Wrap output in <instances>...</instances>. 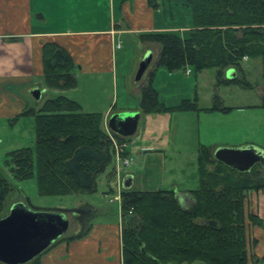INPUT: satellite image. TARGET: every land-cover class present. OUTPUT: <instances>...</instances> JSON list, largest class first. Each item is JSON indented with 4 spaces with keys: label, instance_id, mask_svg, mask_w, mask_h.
I'll list each match as a JSON object with an SVG mask.
<instances>
[{
    "label": "crops",
    "instance_id": "0c3cea01",
    "mask_svg": "<svg viewBox=\"0 0 264 264\" xmlns=\"http://www.w3.org/2000/svg\"><path fill=\"white\" fill-rule=\"evenodd\" d=\"M168 2L153 9L147 0H0V121L17 123L21 119H34L33 116L16 117L28 108L38 110L46 99L58 95L76 100L84 112L102 113L107 131H111L108 121L113 113L138 111L137 130L127 140L126 150L131 158L128 172L125 167L120 169L117 182L122 187L123 179L132 175L133 189L174 187L166 189H176L183 204L188 206L189 191L196 189L189 187L200 184L201 145L211 147L213 153L220 147L249 145L264 150V84L260 83V92L253 91L252 99L248 100L245 88L216 86L214 69L194 74L191 68H187L191 69L189 73L187 69L170 72L158 68L153 85L160 100L174 107L185 99H197L200 110L144 113L141 88L158 59L159 46L143 43L140 35L149 31L191 29V24L179 27L162 23V12L173 7L174 0L170 6ZM126 36L138 37L141 41L133 40L137 55L129 70H123L125 51L122 49ZM48 42H56L72 54L76 87L59 90L47 86L43 47ZM149 50L153 53L151 64L137 80L139 63ZM229 71L231 76L235 75L229 69L227 78H230ZM35 87L42 90L39 100L30 94ZM51 90L53 95L47 96ZM215 94L226 110H209ZM128 95L136 98V104L131 106ZM241 100L246 102L230 104ZM31 122L35 126V121ZM191 166L192 172H189ZM101 193L100 199L85 204L96 214L86 224L77 214L69 218L66 233L40 254L42 264H122L121 203L116 223L104 217L109 208L99 200L106 203L109 194L105 190ZM254 194L250 195L255 201V210L264 211V193ZM74 219L76 227L72 226Z\"/></svg>",
    "mask_w": 264,
    "mask_h": 264
},
{
    "label": "trees",
    "instance_id": "16d2710c",
    "mask_svg": "<svg viewBox=\"0 0 264 264\" xmlns=\"http://www.w3.org/2000/svg\"><path fill=\"white\" fill-rule=\"evenodd\" d=\"M170 1L147 0L153 9L165 2L170 6ZM185 5L192 15L187 33L140 35L143 43L159 46L158 59L141 88L144 113L200 110L197 99H185L174 107L161 101L153 85L158 68L170 72L191 68L194 74L214 69L216 86L249 87L243 78L244 62L259 59L264 84V0H186ZM43 64L49 88L77 86L76 64L65 47L46 43ZM229 69L235 77H226ZM226 109L215 94L209 110ZM21 116L34 117L36 144L8 153L5 164L14 178H31L36 170L43 195L91 193L102 174H108L109 181L115 178L112 138L123 144L128 137L108 132L102 113L84 112L76 100L58 95L46 99L38 110L25 109L16 119ZM198 164L200 185L189 191L188 206L176 189L123 188L122 264H264V257L248 250L247 227L248 222L263 227L264 219L246 209L247 197L264 190V165L240 171L216 159L206 145L199 148ZM11 191L10 180L0 170V215ZM27 264H42L40 255Z\"/></svg>",
    "mask_w": 264,
    "mask_h": 264
},
{
    "label": "rangeland",
    "instance_id": "374dc122",
    "mask_svg": "<svg viewBox=\"0 0 264 264\" xmlns=\"http://www.w3.org/2000/svg\"><path fill=\"white\" fill-rule=\"evenodd\" d=\"M186 0H174L173 7H168L166 11L162 12L161 20L163 24H167L168 26L178 24L180 26H190L189 24L192 23V15L190 12V9L185 5ZM181 34H185L187 32H180ZM123 49L122 51H125V57L123 59V70H129L132 68V60L137 55V51L135 50V46L133 43V40H135L136 43H140L141 41L139 38H132V36H126V38L123 39ZM153 44V43H149ZM138 45V44H137ZM141 54V53H140ZM246 75L243 77L250 86H242L238 84H231L233 86H238L240 88H245L247 94V99L251 100L253 95V91L256 92L257 90H261V84L262 83V64L259 59L256 60H247L244 62ZM121 70V66H120ZM240 75V74H239ZM236 74L230 78L235 77ZM242 77V74L240 75ZM122 78V77H120ZM123 81V78L121 79ZM226 85H218V87H222ZM231 89H236L232 87ZM243 91V90H241ZM54 91H50V93L47 95H53ZM243 93V92H242ZM249 95V96H248ZM121 96V95H120ZM123 97H120V99ZM128 99L130 101L131 106L136 104V98L133 96L128 95ZM121 102V100H120ZM239 102V103H237ZM234 101L230 104H243L246 101ZM120 104V103H119ZM31 119V120H30ZM33 118H27V119H21L17 123L15 120L1 122L0 121V170L6 175V177L10 180L12 184V191L8 195L5 201L4 210L1 213V216H5L9 213L10 207L15 202H23L27 206H29L32 209L35 210H42V211H52V210H58L63 211L67 214V216L71 219L74 218V215H78V219L85 222V224L89 221V218L94 216L95 211L92 210L91 207L85 206L86 203L91 202L93 199H100V196L102 195V191L105 190L106 194H109L108 197L103 202V205L109 208V212L104 217L108 219H114L116 223H118V208L119 204L121 203V191L123 188L120 186L119 181L117 182V175L120 169L125 167V172H128V166L131 160L127 153V140L125 143H119V141L116 138H112L116 154L114 157V166H115V178L112 181H109L108 174L104 173L97 179V192L98 194H95L96 192L91 193H81V194H68V195H43L39 192L38 189V181H37V175L36 170L34 173V176L25 180H19L12 176L9 168L5 164L6 157L9 152L22 148L25 146H30L35 148L36 144V134H35V126ZM190 126V124H188ZM111 132V131H108ZM181 132V129H180ZM190 137L192 140V134L190 133ZM120 149V155L117 156V152ZM124 149V150H123ZM125 151L127 154L126 156L122 155V152ZM128 161L129 163H126ZM169 164V160L167 161ZM189 172H192V166L188 168ZM125 176V175H123ZM107 177V179H106ZM200 184H197L196 187H189V188H198ZM160 188H174V187H160ZM181 189L186 187H179ZM136 191H141V189H135ZM112 192V193H111ZM254 193H264V190H261L259 192ZM252 193L254 196L255 194ZM97 195V196H96ZM252 196L249 195L247 197L246 201V209L247 211H253L254 213L258 214L260 216H264V211L262 208L258 210H255L256 204L255 201L252 200ZM264 199V195L263 198ZM114 202H110V201ZM254 201V202H253ZM78 207V210H76ZM264 208V206H263ZM93 211V212H92ZM90 214V215H89ZM261 217V216H260ZM76 219L73 220L72 226L76 227ZM248 224V250L250 254H255L259 258L262 257V254H264V234H263V227L252 225L250 222ZM260 253V254H259ZM194 264H204L202 262H196Z\"/></svg>",
    "mask_w": 264,
    "mask_h": 264
},
{
    "label": "water",
    "instance_id": "95a60500",
    "mask_svg": "<svg viewBox=\"0 0 264 264\" xmlns=\"http://www.w3.org/2000/svg\"><path fill=\"white\" fill-rule=\"evenodd\" d=\"M152 51H147L139 63L136 79L140 80L152 61ZM232 70V69H231ZM232 71H229V77ZM35 99L42 97V90L33 88ZM140 112L122 111L111 115L108 127L123 136H132L138 127ZM215 158L240 171H248L255 164L264 165V150L254 146L220 147ZM133 176L127 175L122 188L130 189ZM69 227V217L63 211L35 210L23 202H15L7 215L0 218V261L4 264H27L59 240Z\"/></svg>",
    "mask_w": 264,
    "mask_h": 264
},
{
    "label": "built area",
    "instance_id": "2783aa9c",
    "mask_svg": "<svg viewBox=\"0 0 264 264\" xmlns=\"http://www.w3.org/2000/svg\"><path fill=\"white\" fill-rule=\"evenodd\" d=\"M191 71V69H187V73H189ZM114 138V137H113ZM119 152H117V156L119 157L120 155V149L118 150ZM130 161V160H129ZM126 163H129L128 161H126ZM263 234H264V223H263Z\"/></svg>",
    "mask_w": 264,
    "mask_h": 264
}]
</instances>
